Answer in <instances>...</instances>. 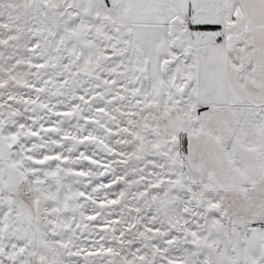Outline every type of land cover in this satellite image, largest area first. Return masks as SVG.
I'll return each mask as SVG.
<instances>
[{
	"label": "snow or ice",
	"instance_id": "6c2138e0",
	"mask_svg": "<svg viewBox=\"0 0 264 264\" xmlns=\"http://www.w3.org/2000/svg\"><path fill=\"white\" fill-rule=\"evenodd\" d=\"M0 264H264V0H0Z\"/></svg>",
	"mask_w": 264,
	"mask_h": 264
}]
</instances>
